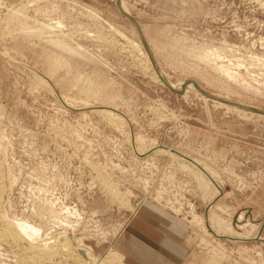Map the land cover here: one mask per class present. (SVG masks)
<instances>
[{
  "label": "rangeland",
  "instance_id": "374dc122",
  "mask_svg": "<svg viewBox=\"0 0 264 264\" xmlns=\"http://www.w3.org/2000/svg\"><path fill=\"white\" fill-rule=\"evenodd\" d=\"M124 1L142 36L117 0H0V218L66 231L107 257L125 255L117 239L149 207L180 230L184 264H264V241L221 237L207 216L264 239V0ZM155 63L195 88L171 86ZM140 143L196 157L221 194L180 158L140 155ZM26 242L0 243V264H77L34 262Z\"/></svg>",
  "mask_w": 264,
  "mask_h": 264
},
{
  "label": "bare ground",
  "instance_id": "6f19581e",
  "mask_svg": "<svg viewBox=\"0 0 264 264\" xmlns=\"http://www.w3.org/2000/svg\"><path fill=\"white\" fill-rule=\"evenodd\" d=\"M118 3H119L118 4L119 6H117V8L119 10H122V11H124V13L132 16V14L129 11V7L127 6V4L124 0H118ZM116 5H117V3H116ZM20 16H21L20 14L18 15L17 13H14V14L12 13L10 17L13 20L17 19L19 21L22 18ZM137 31L141 35V31H140L139 27H137ZM52 42L55 43L57 46H60L63 49L67 50L68 52H71L72 50H74L75 53H81V51H80L81 47L73 48L72 46L68 45V43L65 40L52 39ZM135 47L141 48V46L137 43H135ZM81 49H83V48H81ZM157 64H158V66H160L159 69H161V74H162L164 80L168 81V83L170 82V85L172 84L175 86V84L178 83L179 86L180 85L181 86H189V87L191 86L190 83H186V81H183L182 79L172 80L170 78V76L163 70V68H161V65H159V63H157ZM35 74L38 76L40 82H42L44 84L48 83V80H47L48 78L46 75L40 73L39 71H35ZM191 87L195 88L194 86H191ZM87 93H88L87 94L88 96L92 95L91 97H93L95 94H98L94 88H88ZM206 94H208V93H206ZM95 97H99V96H95ZM222 97L223 96H221L219 98L222 99ZM85 105L86 106H84L83 108H88V107H95L96 108L97 107L98 111L104 112L108 116V118L111 119L116 124L123 125L127 122V119L121 113H118L117 109H115V108H111V107L105 106V105L104 106L89 105L88 103H86ZM98 107H100V108L98 109ZM136 140L140 141V140H138V138L137 139L135 138V141ZM137 148H138V153L140 155H144L150 151H155V153H157V152L158 153L159 152L165 153L166 152L175 158H180L183 161L190 163L191 165H193V167H195L197 169L196 171L200 175L209 179L208 181L215 187L214 199L219 194H221L222 186L219 183V181L217 180L216 173L214 172V170L209 169L208 166L204 165L196 157H192L186 153H182V152H179L177 150L167 148L166 146H163V145L144 146L142 143H140V146ZM101 177H102V175H101ZM0 179H1V175H0ZM102 180H103V177H102ZM109 187H110V191H111L113 197H117V194H115L116 192H114V190H115L114 186H109ZM213 202L216 203L215 200L211 202V205L209 207V211L212 208V206L214 205ZM207 216H208V219L210 221L208 223L209 229H211L214 232L215 231L224 232L225 234L221 233L222 234L221 237L223 236V237L232 238V239L237 240L238 242L239 241L245 242V241H252V240L264 241L263 237H260V236H254L252 238L251 237H242V236H230L229 234L234 231V226L231 224V222H228L227 220L217 216L216 213L215 214L208 213ZM0 223H1V226L3 224V227L0 228V243L7 241V240L8 241L11 240L13 243L19 245L21 243H24L25 241H27V242L30 241V243L28 244V246L25 247V249H27L28 252H30V254L32 255L30 257V260L32 259L33 261L34 260H37V261L48 260V261H50L51 259L55 258L56 256L64 254V255L68 256L69 258L74 259L77 262V264H126L127 258L125 257V255H123L119 251H117V250H114L113 252L111 251L107 257H98L95 254H93L87 247H85L83 244H81V241H78L75 238L71 237L66 231L50 232L44 236L42 234V231L39 228L32 226V225H29V224L20 223V222L10 223V222L3 220L2 218H0ZM257 228H258L257 229V232H258L259 227H257ZM227 233H229V234H227ZM259 233H261V232H259ZM37 261H34V262H37Z\"/></svg>",
  "mask_w": 264,
  "mask_h": 264
},
{
  "label": "crops",
  "instance_id": "0c3cea01",
  "mask_svg": "<svg viewBox=\"0 0 264 264\" xmlns=\"http://www.w3.org/2000/svg\"><path fill=\"white\" fill-rule=\"evenodd\" d=\"M143 210L144 213L137 210L136 217L130 223V230L123 238L121 233L115 245L125 253L127 262L184 264L187 250L184 239L178 233L180 230L173 228L161 212L155 209L152 211L149 207Z\"/></svg>",
  "mask_w": 264,
  "mask_h": 264
},
{
  "label": "water",
  "instance_id": "95a60500",
  "mask_svg": "<svg viewBox=\"0 0 264 264\" xmlns=\"http://www.w3.org/2000/svg\"><path fill=\"white\" fill-rule=\"evenodd\" d=\"M118 0H117V6H118ZM123 13V15H125L132 23H134L135 25H136V27H138V24H137V21H136V19L133 17V16H131V15H129V14H126V13H124V12H122ZM144 41V40H143ZM144 45H145V47H146V49L148 50V47H147V45H146V43H145V41H144ZM170 88V87H169ZM171 89H173V88H171ZM173 90H175V89H173ZM175 91H177V90H175ZM177 92H180V91H177ZM220 101H223V102H225V103H230V104H234V105H237V106H243V107H246V108H248L247 106H244V105H241V104H238L237 102H234V101H229V100H227V99H220ZM248 109H253V110H256V111H262L263 112V110H261V109H254V108H251V107H249ZM264 113V112H263Z\"/></svg>",
  "mask_w": 264,
  "mask_h": 264
}]
</instances>
